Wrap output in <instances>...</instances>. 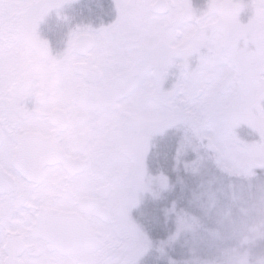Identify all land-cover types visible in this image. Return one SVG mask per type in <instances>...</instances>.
<instances>
[{"label": "flooded vegetation", "instance_id": "1", "mask_svg": "<svg viewBox=\"0 0 264 264\" xmlns=\"http://www.w3.org/2000/svg\"><path fill=\"white\" fill-rule=\"evenodd\" d=\"M213 1L154 0L155 17H175L169 35H96L125 18L124 5L113 0L59 3L58 16L70 24L64 42L57 33L22 30L30 7L18 15L19 30L0 33V264L136 262L142 185L155 167L173 164V148L164 144L172 126L164 127L220 116L221 105L205 112L203 98L242 93L245 77L262 84L264 0H223L233 17L231 35H219L233 48L229 71H194L190 79L192 58L218 52L212 31L186 33ZM136 16L129 10L132 23ZM249 19L257 21L253 31ZM79 21L89 30L78 32ZM62 57L69 61L64 71ZM227 77L231 87L221 94Z\"/></svg>", "mask_w": 264, "mask_h": 264}, {"label": "rangeland", "instance_id": "2", "mask_svg": "<svg viewBox=\"0 0 264 264\" xmlns=\"http://www.w3.org/2000/svg\"><path fill=\"white\" fill-rule=\"evenodd\" d=\"M69 1L0 0V33L19 30L17 21L20 17L18 15L30 7L27 15L22 16L24 24L22 30L30 34L34 33L39 37L45 32L57 33V35H62V42H64L65 30H67L66 35H68L70 24L65 15L58 16L57 5L63 4L64 9L69 5ZM113 1V6L116 5L120 8L124 5L125 18L115 26L104 28V31L96 33V35H102L104 32L112 35V33L121 31L135 37L139 33L141 35H169L174 30V27L168 28L167 26L175 20L172 14L158 15L157 17L152 14L150 4L154 0ZM248 8L251 7L248 5ZM135 9L138 10L137 16ZM129 10L133 16H136L135 23H132L128 18ZM232 18L229 6L223 0L213 1L210 6L208 5L202 11L196 12L191 18L189 28L186 31L187 35L191 38V35H205L206 32L212 31V35L215 36L210 38V42L218 49V52L214 55L201 52L192 58L191 65L196 68L191 67L190 79L193 78L194 71H198L200 74L211 70H216L218 74L229 71L231 58H233V54H231L233 48L229 46L228 40H224L219 35H231ZM196 19H199L198 23L195 22ZM238 19L240 21L247 20L244 15L238 16ZM249 22L247 27L253 31L257 21L249 19ZM175 25L180 29L186 26L180 22L175 23ZM76 27L78 32L89 30L87 24L80 21ZM131 46L134 47L135 45ZM260 48L264 49V47ZM260 48L259 52L261 51ZM120 53L122 54L121 49ZM44 62L45 66L49 64L48 59ZM259 62L262 61L259 60ZM68 64L69 61H65V57H62L60 69L64 71ZM55 74L58 73L55 72ZM46 78L48 79V77ZM245 80V86L240 89L242 93H237L234 90L219 100L203 98L204 102L208 104V109L205 112H211L210 107L214 105L215 101L221 105L217 108L220 116L214 112L210 118V114L207 113L205 118L173 120L171 124L164 127L165 129L172 126L167 131L177 128L176 130L181 131L187 142H190L189 151L186 154L180 151L175 152L177 154L176 161L179 163L187 162L185 167L176 168L174 171L159 165L154 168L157 175L153 176V179L148 178L142 185V208L144 207L145 212H147L146 209L150 207L151 203L160 205L168 200L176 190L173 182H176L181 189L183 188L182 197L171 202L166 213L168 219L166 224L170 225L171 229L165 239L160 240V238L157 239L153 234H150L149 223L152 222L151 217L154 216L149 213L143 215L141 213L140 234L143 246L141 255L134 264H169L170 260L167 258L175 250V245L179 240L188 237L191 240L190 250L188 251V261L185 258L184 264L201 263V261L198 262L199 257L196 250L198 246H196V242H193V240H200L201 238L207 240L203 243L204 247L205 244H210L213 249L215 248L214 253H222L217 264H264V250L260 249V246L264 244V182H261L264 181V178L259 175L260 173L264 174V77L262 84H259L258 87L253 84L251 78L247 80L245 77ZM61 93L64 95L65 91L62 90ZM219 94L217 91V95ZM235 96L237 97V105H234L233 102ZM203 100L201 101L203 102ZM240 104L243 108L239 107ZM252 106L254 110H252ZM160 131H158L159 135L162 134ZM145 137L148 135L145 134ZM208 166L212 167L211 170ZM182 169L193 175L190 179H194V176L198 179L195 178V182L186 185L183 183L184 178L179 174ZM219 171L228 176L234 185H239L242 182L252 184L258 179L260 182L255 185L262 187V192L257 198L252 196L248 206L241 205L240 209L235 208L233 211L231 207H228L231 210L228 211L229 209L226 208L228 205L223 204L218 194L221 191V184L226 187V183L221 180ZM203 174L209 177L204 178ZM151 212L154 213L153 209ZM134 228L138 229L135 226ZM230 235H233L235 239L233 246L223 247L222 244L231 243L230 241L224 243ZM223 237L226 239L224 240ZM174 253L176 252L174 251ZM205 264L214 263L213 260H210Z\"/></svg>", "mask_w": 264, "mask_h": 264}, {"label": "trees", "instance_id": "3", "mask_svg": "<svg viewBox=\"0 0 264 264\" xmlns=\"http://www.w3.org/2000/svg\"><path fill=\"white\" fill-rule=\"evenodd\" d=\"M168 138V140L164 141L165 145H171L173 148V164L172 167L167 168V170H172L174 171V169L178 168L181 169L183 167H185V164L187 161H182L181 163H179L178 161H176V155L175 152L180 151L181 153H187V151L189 150V144L190 142H187V139L184 138L178 130H172L167 136H165ZM162 142V141H161ZM191 151H193V149H191ZM165 152V151H164ZM175 155V156H174ZM213 166V163H211ZM208 168L211 170L212 167L208 166ZM207 168V169H208ZM216 170V169H215ZM218 171V170H217ZM209 173V172H208ZM212 173V172H211ZM220 176H221V180H223L226 183V187L223 186V184H221V191L219 194L221 200L223 201V204L228 205L226 208L231 207L232 211L235 208H241L240 206H248V203H250V199L252 196L254 197H259V194L262 192V187H259L258 185L255 184H259L260 180H255L252 184H246V183H240L239 185L236 184L234 185L229 179L228 176L224 175L221 173V171H219ZM260 173V172H259ZM179 174L184 178H182L183 180H185L183 183H185L186 185H190L192 182H195V178L196 176H194V179H190V177H192L193 175L190 174V172L188 173L186 170H180ZM187 175V176H186ZM204 178L205 177H209L206 174H203ZM261 175L260 177L264 178V174H259ZM178 177V176H176ZM175 178V177H174ZM241 178H243V176H241ZM198 179V178H196ZM195 180V181H194ZM178 181V180H175ZM264 182V181H261ZM175 185V186H174ZM181 185V184H180ZM173 186L176 187V190H174V194H172V196L166 200L165 202L159 204H150V207L148 208L149 210L146 213L151 214L154 217H151V221L149 223V232L150 234H153L157 239L160 238V240L165 239L169 233H170V229L171 226L167 225V211L169 210L170 206H171V202H175V200L180 199L182 197V189L181 187H179V185L177 186L176 182H173ZM220 186V185H219ZM217 193V192H216ZM239 206V207H238ZM153 209L154 213L151 212V210ZM225 209V208H224ZM229 209V208H228ZM228 211H231L230 209ZM144 214V213H143ZM145 223V221H144ZM146 226V223H145ZM230 234V233H229ZM228 235V234H227ZM224 240L226 239V237H223ZM229 239V240H228ZM228 239H226V242L224 243H229V241L231 243L229 244H222L223 247H227V246H233L235 239L233 237V235L228 236ZM200 241V242H199ZM207 240H205V238L202 240V238L193 240V242H196V246H198L197 253H198V259L201 263H195V264H205L206 262L213 260L214 264H217V260L221 259L222 253L221 252H216L214 253V249L210 244H204ZM191 243V240L188 238L183 239V240H179L178 243L175 245V252L172 251L171 256L169 258H167V260H170L169 264H178V263H182L184 264L185 258L188 261V251L189 249V245ZM262 244V243H261ZM188 249V250H187ZM260 249L264 250V244L260 246ZM214 253V254H213ZM168 264V263H166Z\"/></svg>", "mask_w": 264, "mask_h": 264}, {"label": "water", "instance_id": "4", "mask_svg": "<svg viewBox=\"0 0 264 264\" xmlns=\"http://www.w3.org/2000/svg\"><path fill=\"white\" fill-rule=\"evenodd\" d=\"M91 72H93V71H91ZM93 74H95V70H94ZM212 79H213V76H209V77L207 78V81L210 82ZM230 86H231V78H230V77H227L226 80H225V84H224V86H223V88H222V92L225 93L226 90H227Z\"/></svg>", "mask_w": 264, "mask_h": 264}]
</instances>
